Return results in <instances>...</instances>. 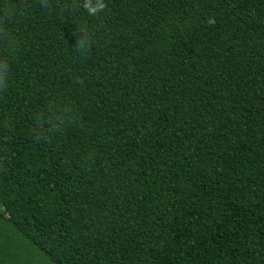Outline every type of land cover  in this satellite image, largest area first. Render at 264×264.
Wrapping results in <instances>:
<instances>
[{"label":"trees","instance_id":"trees-1","mask_svg":"<svg viewBox=\"0 0 264 264\" xmlns=\"http://www.w3.org/2000/svg\"><path fill=\"white\" fill-rule=\"evenodd\" d=\"M106 3L14 0L0 264H264V0Z\"/></svg>","mask_w":264,"mask_h":264},{"label":"clouds","instance_id":"clouds-1","mask_svg":"<svg viewBox=\"0 0 264 264\" xmlns=\"http://www.w3.org/2000/svg\"><path fill=\"white\" fill-rule=\"evenodd\" d=\"M42 5L47 7L48 0H41ZM76 8L82 7L90 16H97L103 13L107 8L106 0H74ZM17 15V7L14 5V0H4L0 5V40H2L9 53L14 50L15 44L11 39L10 34L6 30V25L15 19ZM79 35L75 42L76 51L86 55L93 42L92 34L85 26L78 27ZM10 75V59L9 56L0 55V92H3L8 87V80ZM67 113L61 109L56 108L48 116L47 121L51 129L59 132L63 128Z\"/></svg>","mask_w":264,"mask_h":264}]
</instances>
